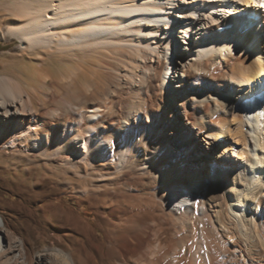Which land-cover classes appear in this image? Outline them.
<instances>
[{
    "label": "bare ground",
    "instance_id": "obj_1",
    "mask_svg": "<svg viewBox=\"0 0 264 264\" xmlns=\"http://www.w3.org/2000/svg\"><path fill=\"white\" fill-rule=\"evenodd\" d=\"M260 3L264 4V0H14L6 6L17 17L8 31L20 42L21 58L33 55L43 63L45 54L68 55L78 61L84 55L92 58L93 54H98L116 59L127 77H140L141 85L150 88L158 76V86L166 94L167 103L182 107L185 123L179 113L173 111L171 123L174 122L176 128L164 133L152 150H144L142 161L137 137H116V154L115 144L111 142L115 133L95 129L100 120L93 123L91 117L105 109L110 112L112 106L108 108V105L86 108L90 109L85 118L86 137L64 127L54 140L56 144L70 145L62 149L64 155L59 154V163L48 171L60 173V178H65L68 172L79 173L74 181H69L71 189L99 208L100 222L109 243L107 254L111 257L116 252L118 255V258L107 259L105 264H187L184 251L176 253L172 248L175 227L192 229L195 247L192 261L216 264L221 255L212 248L207 233H212L214 238L219 235L228 239L236 251L240 246L239 242L235 244L239 234L234 239L231 228L236 227L242 234L240 240L242 236L249 239L247 231L251 227L255 229L258 219L262 218L263 213L252 214L255 209L259 213L264 202V59L256 45L257 35L262 31L258 27L261 29L264 23L260 18L264 6ZM183 9L189 14L183 13ZM178 15L179 20H176ZM175 26L182 27L176 30ZM183 43H188L189 47ZM174 51L179 63L171 64L169 76L181 84V89L173 88L160 71L161 57L167 55L169 59ZM180 56L183 58L179 59ZM100 60L102 64L104 59ZM111 60L105 59L108 64ZM214 62L222 72L216 71ZM35 72L37 81H42L43 75L38 69ZM196 77L200 81L192 82ZM83 80L90 81L87 76ZM71 83L76 84L74 80ZM133 102L131 108L139 110L140 99ZM25 112L28 117L21 119L20 115ZM230 117L237 120L238 133L244 140L243 158L226 146L231 134L229 125L233 124ZM46 122L39 119L32 94L21 91L14 78L0 75V148L9 142L7 147L10 148L22 147L43 156L51 154L53 140L50 133H44ZM175 146L181 158L169 157L173 152L168 153L169 149L175 150ZM201 153L202 157L197 155ZM94 159L107 160L109 166L115 162L116 171L106 173L104 170L106 174L102 177L94 176L95 170L81 175L78 161H82V169L88 170L86 167ZM187 162L198 168L192 165L183 174ZM68 164L74 167L71 171L65 166ZM206 169L210 175L207 194L206 187H201L198 180ZM96 176L104 178L102 182L106 187L98 194L93 185ZM114 179L123 180L125 186L112 182ZM138 180H145L143 186H149V191L131 186ZM196 196L210 213V217L206 215L211 221L208 226L204 223L205 215H197L201 202L190 203ZM147 216L152 219L148 220ZM71 222L88 238L93 235L94 230L77 216ZM259 223L258 227L262 228ZM260 228L258 231L262 233ZM167 231H171L169 237L163 235ZM83 249V253L76 251L78 258L74 250L43 252L35 264H89L93 258L86 247ZM8 263L28 264L23 240L13 234L0 216V264Z\"/></svg>",
    "mask_w": 264,
    "mask_h": 264
},
{
    "label": "rangeland",
    "instance_id": "obj_2",
    "mask_svg": "<svg viewBox=\"0 0 264 264\" xmlns=\"http://www.w3.org/2000/svg\"><path fill=\"white\" fill-rule=\"evenodd\" d=\"M13 1L14 0H0V46L2 48L0 49V75L14 78V81L17 83V86L21 91H27L32 94L33 102L37 107L39 119H42L43 122L45 120L47 121L45 124L46 129L44 133L48 132L51 134L53 144L50 147L51 154L47 156H43L42 153H37L33 150L26 151L22 147L20 149L7 147L9 142L3 145V148H0V216L3 220V223L12 230L13 234L17 238L23 240L28 264H33V262L35 264L36 260H40V255L43 252L52 250L55 251L57 249H63L65 251L74 250L73 253L75 257L78 258L79 255L76 253V251L82 250L83 253L85 252L83 249L84 247H86V251L91 253L90 255L93 258L89 264H105L107 259L118 258V255L116 252H113L112 256L115 254L117 256L115 255L113 257H110L109 253L107 254L109 243L105 238V229L103 227V223L100 222L99 208L91 203V201L87 200L80 192L76 190L72 191L71 189L69 181L76 179L79 173L68 172L65 174V178L62 177V179L59 177L60 173L56 172L51 174L48 171L50 169L53 170L59 163V154L64 155L62 149L65 147L69 148L70 145L66 142L56 144L54 143V140L60 135L64 127L74 129L73 131H75L76 134L82 133V138L86 137L87 134L84 135V128L87 125V120L85 118L88 114L86 112L90 110L86 108H90L91 106L95 105H102L103 107L104 105H108V108L112 106V110H114H110L109 112V110L105 109V112H99V115L96 114L94 117H91L92 121L94 120L93 123L100 120V123H97V125H99H96L95 129L98 130L99 128H102V130L104 129L108 133H115V136L111 139V142L113 141L115 144L114 153L116 154V148L118 149L116 137L123 136V138H125V136H127V139H129L130 136L131 138L133 137L132 139L137 137V145H140L142 148L140 152V161H142L144 150H152V146L163 137L164 133H166L168 130H174L173 127L176 128V124L174 122L171 123L172 117H170V114H172L173 111H177L181 121L185 123L186 120L182 114V107L178 104L170 106L167 103L166 94L162 93L159 89L157 80L158 76L156 79L154 78L155 80L153 79V85L150 86V88L146 87L147 85L145 84L141 85L140 77H127L128 74H126L121 68V64H116L118 63L116 59L114 61L111 60L112 58H109L111 62H113L112 64H116L115 66L113 65L114 68H116V70H114L111 62L108 64L109 62L107 61L110 60L107 57H102L93 53L92 58L84 55L81 57L80 61L72 58L71 56L59 54L43 55V63L38 61V59H36V57H34L32 54H29L32 55L31 58H26L24 56L21 58L20 56L22 55V51L19 45L20 42L18 38L11 35L8 31V27L15 23L17 19V17L6 7ZM262 4L263 3H261V5ZM183 13H186V11L183 10ZM260 18L264 20V11L263 13L261 12ZM260 22L262 21L260 20ZM262 26L263 27H261V29L258 27V30L262 31H260V33L257 35L258 40L256 45L262 50L264 59V23ZM181 27L182 26H175V29L179 30ZM183 45L189 47L188 43H183ZM99 57L100 59H104L102 61L104 64H100L101 60ZM181 58L183 57L180 56L179 59ZM105 59H107V61H105ZM153 59L156 58L154 57ZM170 59L173 66H176L179 63L178 57H175V51L171 52V57L169 59L167 58V55H165V57H161V76H165L173 88L181 89V84H179L176 80H172V76L167 78L165 66ZM152 64L155 65V62H152ZM212 65L217 66V72H222V68H220L216 62H214ZM116 66L118 68L120 67L121 69L118 70ZM37 69L39 73L43 75V82L41 80L37 81V79L34 77V73H36L35 71H37ZM74 73L78 74V77H75ZM84 76H87L88 80L90 79V81L85 82V80H83ZM193 79L190 80L192 82L200 81L197 77L196 79ZM71 80H74L76 84L73 85ZM106 96L107 98H105ZM139 99L140 102H142L140 109L137 110L136 108H131L134 106L132 105L134 104L133 101H138ZM127 107H130L131 109H127ZM79 111L84 115H82ZM20 116L21 119L27 118L28 113L25 112ZM230 119L233 118L230 117ZM236 123L237 120L233 119V124L231 123V125H229L231 133L229 135V140L231 142L228 140L226 146L231 147V151L243 158L244 140L238 133L240 129ZM233 135L238 137L235 138ZM238 138H241L242 143H240V139L239 141L237 140ZM232 139L238 143H235V141ZM142 144L144 146H142ZM175 147V150L174 148L171 150L169 149L168 153L173 151L171 155L169 154V157L181 158L179 153L180 151L177 150V146ZM204 148H206L205 145ZM197 155L202 157V153ZM108 157L111 158L112 155ZM123 159L124 157H120V160ZM156 160L158 161L159 159ZM81 162V160L78 161L80 165L78 169L80 170L81 175H85L86 171L95 170L94 173H97L94 174V176L98 175L100 177L101 175H105L108 171H116V163L114 162L109 166L110 162L104 159H94L91 162L92 164L90 163L86 167L88 170L81 168ZM120 162L119 167H122ZM184 165L185 166L182 170V173L186 174L187 171L191 169L193 164L187 162L184 163ZM65 166H67L66 168L69 169L68 171H71L74 168L71 164ZM155 166H157V164H155ZM194 166L198 168L196 164L193 165V167ZM134 173L136 174L135 171ZM98 176H96V178L94 177L93 181L96 194L100 192L102 193L106 188L103 186V184L105 185V183H103L104 180H102L104 178H99ZM208 176H210L209 171L206 169L200 175V178H198V180H200V186L206 187V194L209 192ZM124 178H128V176H125ZM122 181L119 179L112 180V182H117L119 183V186L124 187L125 185L122 184ZM144 183L145 180H138L134 181L131 186L134 185L137 189H143ZM149 188L150 187L147 186L144 189L149 191ZM195 198L192 197L190 203L192 205H196V203L201 202L197 207V215L199 217L205 215L204 223H206L207 225H205L208 226L211 221L209 219L210 213L206 208V204L204 203V205L198 196ZM253 207L251 206V208ZM258 211L259 213H256L257 211L255 209V212H252L251 209L252 214L255 216L258 214L262 215L263 213L261 216L262 218L258 219V222L262 223L259 224L263 226L262 228L258 227L259 225H257V222L255 225L257 232L253 227H251V229L247 231L248 235L250 236L249 239L242 236L243 239L240 240V235L242 234L237 232L238 230L236 227L231 228L232 230L234 229L232 231L233 233L237 232L234 233V235L232 233L233 237L236 234H239V237L236 235V238L238 239L235 244L239 242L238 245L241 247L239 246L236 251L234 248H232L233 245L229 243L228 239L225 240L224 237L221 238L219 235H216L214 238L212 233H207V237L214 244H212V248L217 252L219 251V255H221V258L219 257V259L215 261V263L217 262L216 264H264V237H260L264 235V202L261 204ZM206 215L209 217H206ZM75 216L80 218L94 230L92 236L88 238L80 229L74 227L71 221ZM164 216L167 215L164 214ZM171 217L173 218L174 216ZM146 218L148 220L152 219L151 216L150 218L149 216ZM258 228H260L259 230L262 231V233H259ZM173 229V237L171 238H173L174 244L172 248L176 249V253L184 251L183 255L184 258L187 259V264L190 262L192 264H196L194 261H192L194 258L193 253L195 251V247L192 245L194 243V233L192 232V229L185 228L182 230L180 227H175ZM170 233L171 231H167L163 235L167 234L169 237ZM236 238L234 237V239ZM222 239H224L226 242ZM241 243H243V245ZM115 245L114 247L117 246ZM96 247H99V249ZM254 249L257 250L255 253L253 252ZM241 256L244 258H241ZM188 260L190 262H188ZM183 263L185 262H182L181 264Z\"/></svg>",
    "mask_w": 264,
    "mask_h": 264
},
{
    "label": "snow or ice",
    "instance_id": "obj_3",
    "mask_svg": "<svg viewBox=\"0 0 264 264\" xmlns=\"http://www.w3.org/2000/svg\"><path fill=\"white\" fill-rule=\"evenodd\" d=\"M261 6H264V4H262Z\"/></svg>",
    "mask_w": 264,
    "mask_h": 264
},
{
    "label": "trees",
    "instance_id": "obj_4",
    "mask_svg": "<svg viewBox=\"0 0 264 264\" xmlns=\"http://www.w3.org/2000/svg\"><path fill=\"white\" fill-rule=\"evenodd\" d=\"M0 49H2L1 46H0Z\"/></svg>",
    "mask_w": 264,
    "mask_h": 264
}]
</instances>
